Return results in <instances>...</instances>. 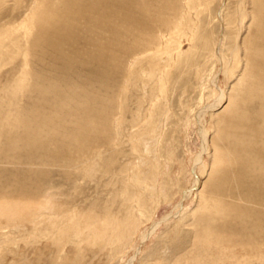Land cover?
Listing matches in <instances>:
<instances>
[{"label": "rangeland", "instance_id": "1", "mask_svg": "<svg viewBox=\"0 0 264 264\" xmlns=\"http://www.w3.org/2000/svg\"><path fill=\"white\" fill-rule=\"evenodd\" d=\"M36 1L3 0L0 3V27L8 36L23 38L24 33L33 28L31 44L28 45L32 70L38 73L44 68L48 69L46 65L39 64L37 59V56L43 55L42 60L53 64L50 66L51 70L65 72L71 83L93 84L94 93L99 91L103 94L106 85L117 87L124 84L121 95L124 118L121 127L118 124L119 134L115 136L114 143L116 147H112L115 150L111 147L106 151L102 150L104 158L99 157L101 162L96 167L99 171L94 176L85 178L83 177L85 174L74 172V168L70 170L71 176H65L63 170L55 166V162L58 161L48 167L38 165L43 164V161L48 164L52 159L47 156L39 159L40 155L35 153L34 160L27 149L20 150L16 156V165L10 163L0 165V202L34 206L48 202L52 194L55 195L56 208L62 213L73 215L74 210L75 218H79L91 212L92 218L95 215H104L105 210L111 208L110 212H112H109L106 218H116L118 222H124L130 217L127 206H136L137 203H134L137 200L146 198L144 205H139L140 207L135 211V229L131 232L134 235L133 245L131 244L130 249L110 259L104 255L93 257L89 252L81 264H130L135 256L137 258L133 260L134 264H161L165 261L168 263V260L177 255L186 258L184 253L187 254L195 248L199 241L218 235L201 225L194 224L195 215L206 200H208V211L218 210L219 205L215 199L220 197V194L217 192L216 196L210 197L212 181L218 174H223L234 166L217 146H212L210 149L206 147L202 125L209 130L208 140L214 139L213 141L216 142L219 130L225 128L234 118V113L228 114L229 110L259 112L261 106L257 97L250 98V92H255L253 87L257 82L256 73H264V5L262 7V2L258 3V0H210L207 5L203 0L199 2L198 0H149L150 2L126 0L127 3L125 0H116L105 4L106 12L98 5L97 8L86 7V10L83 8V14L77 15L74 6L76 1H63L65 4ZM165 3L170 5V12L166 10ZM125 7L128 8V12L132 10L133 14L136 11L135 15L132 14L133 17L138 16L136 25L143 27L147 35L133 28L131 32L125 31L128 16ZM188 7L192 8L188 9ZM110 9L115 11L116 16L113 19L117 23L110 22L122 26L119 27L121 29L119 38L121 41L125 40L122 42H125L127 49L131 51V55L129 54L121 65L120 63L116 65V59L119 58L113 57L112 60L110 51H104L114 35L112 27L105 20L111 17ZM260 13L262 21L257 18ZM33 15L41 18L42 24H47V29L33 26L35 23L29 19ZM95 16L97 18H92ZM77 17L79 19H76ZM175 17L176 21L178 18L177 22ZM96 19H98L97 25ZM186 20L187 30L183 25ZM51 21L53 24L49 26L48 23ZM86 22L87 27H85ZM100 23L105 26L106 39L104 37L98 39ZM61 25L67 30L61 28ZM51 26H53L52 30ZM53 30H56L54 34ZM67 32L74 38L72 43L76 41L73 43L74 46L71 40L66 39L69 35ZM150 34L157 36V42H150L149 46ZM57 35H60L61 39ZM89 40L91 42H88ZM21 44H26L25 38L22 39ZM139 44L140 46H136ZM79 48L81 50H78ZM131 59L133 62L130 61ZM0 70V82L4 85L16 72L22 70V58L8 59L6 56ZM114 71L117 74L119 71V74L115 75ZM261 85H258L256 92L264 98V81ZM223 93L227 105L226 102L220 104ZM28 94L30 93L26 92L25 95ZM147 94L151 95V99ZM30 95L24 97V100L27 98L24 101L26 104L23 103L26 106L34 103L33 94ZM216 105L222 107L220 106L219 110L212 109ZM22 156L23 159L27 157L25 159L27 164L22 165L24 161ZM109 156L115 159L112 166L108 161ZM99 172L105 173L100 175ZM139 190L142 194L140 197L136 196ZM126 191L130 193L128 198L124 195ZM224 195L226 198L223 200L227 203L236 201L239 196L235 190L232 193L224 192ZM156 223L160 225L152 233ZM233 229V226H227L224 236L221 235L225 237L222 239L227 243L225 246L231 247L228 249L231 255L240 258L239 260L245 264H252L254 261L255 264L257 261V264H260L262 260L264 264V259L258 254L259 249L264 250V246H260L262 245L260 242H254L249 235L237 236ZM24 247L25 244L20 241L19 250L22 251ZM9 248L14 250L16 246L11 245ZM52 249L48 242H42L33 251L34 255L28 254L25 260L6 250L7 252H0V264H49Z\"/></svg>", "mask_w": 264, "mask_h": 264}, {"label": "bare ground", "instance_id": "2", "mask_svg": "<svg viewBox=\"0 0 264 264\" xmlns=\"http://www.w3.org/2000/svg\"><path fill=\"white\" fill-rule=\"evenodd\" d=\"M39 1L46 2L47 4L48 3L62 4L64 3L63 1L66 0H37L36 2ZM70 1L72 2V0ZM73 1H76V4L74 5L75 12L77 13V15L78 14L82 15L83 8L85 10L87 8L90 9L93 7L97 8V6L99 5L98 7L99 8L103 7L105 11L106 10L105 4L108 2H115L116 0L113 1L112 0H73ZM209 1L210 0H203L205 4L208 3ZM258 1H259L258 3L262 2L261 6L264 5V0H258ZM1 2H3V0H0V3ZM125 2L127 3L128 1L125 0ZM70 4L73 5V3ZM122 4L120 7H122ZM199 5L197 7H199ZM51 7H53V5ZM165 7L168 12L171 11L169 9L170 5H166ZM191 8L188 7V9ZM90 9H89V13H91ZM127 9L128 8H126V12L128 16L126 17V24H125L126 28H124L125 31L129 32L131 28H133V29H138V31L141 34L147 35L148 33L144 32L143 27H139V25H136V22L139 20V19L137 20L138 16L137 17L135 16L136 18L133 17L136 11L133 14L132 10L128 12ZM110 11H111L110 14L111 17L107 19L103 17V19H105L106 22L109 23L110 27H112L111 29L114 35L113 37H111L110 42L107 45V47H105L106 50L104 51L105 52L110 51L112 57L110 58L109 56V58L112 60L113 57L119 58L120 60L116 59V65L118 63H120L121 65V62L127 60L131 51L127 49L128 47L127 44L125 42H122L125 40L123 39L122 41L120 40L121 39L119 38V36L121 35L120 28L122 26L121 27L118 26L119 24H117V26L115 25L117 23L116 20L113 19L114 16H116L115 11H113V9H110ZM96 13H98V11H96ZM54 16L56 15L54 14ZM98 17L100 18V16ZM92 18H97V16ZM167 18L169 17L167 16ZM257 18H259L262 21L261 13L257 15ZM29 19H31V21L35 23V25L33 26L41 27L42 29H47V24L45 23L42 24L41 18L33 15ZM76 19H79V17H77ZM56 20H58V18ZM97 20L98 19L95 20V23ZM110 21L116 23L113 24ZM170 21L173 20L170 19ZM175 21H176V17H175ZM87 22L85 27H87ZM104 22L105 21L103 20V23ZM50 24H53L52 21L51 23H48L49 26ZM100 24H101L99 26L100 34L98 35V39L101 40L103 37L105 38L104 35L106 33L105 32L106 30L104 24L103 25L102 23ZM183 25H184V29L187 30L186 29V27H188L187 20L184 22ZM52 27L53 26H51V30ZM61 28H65V27L61 25ZM117 28H119L120 30ZM32 29H28L24 33L23 38H25L26 44L23 45L21 44L23 39L22 37L18 38L15 35L8 36V34L4 31V29L0 27V68L2 67V64L6 56H8V59H13L17 57L22 58V70L20 72H16L15 75L12 76L13 78L11 80L8 78L10 81L5 83L4 85H2V83L0 82L2 85L0 87V165L6 163L16 165L17 164V162L15 161L17 160L16 156L20 153V150L27 149L29 151L28 154H30L32 158L35 157L34 155L36 153L38 154V156L40 155L39 159L43 158L44 156H47L48 158L52 159L49 160L50 164L49 163L47 164V162L43 161L44 162L43 164H38V165H46L45 167H48V165H54L53 163L55 161H58L55 162L56 163L55 166L56 165L59 166L60 169L63 170L62 173L65 176H69L71 174L70 170L73 168H74L73 169L74 172L78 171L85 174L83 176L85 178L87 176H94L95 173L99 171L96 170V167L101 162V161L99 162V160H101V158L99 159V157L102 156V158H104L103 157L104 155H102L104 152L102 150L104 149L106 151V149H109L110 147L112 148L115 143V138H116L115 136L119 134L118 128L119 125L121 127V121L124 118L123 117L124 107L122 108L121 105L122 104L121 101H123L121 99V95L124 84L117 85V87L113 85H106V86L104 85L105 87L103 94L102 93L100 94L99 91L97 93H94L93 84L81 85V84L71 83L70 78L67 76L68 74L66 75V73L63 71L51 70L50 66H52L53 64L52 63L50 64V62H46L42 60L44 59V56L39 54H38L39 56H37V59L39 60V64L46 65L48 69L44 68L42 72H38V73L34 72L30 64V58H29L30 49H28L29 48L28 45L31 44L32 33H33ZM56 30L52 31L53 34L54 31L56 32ZM102 31L103 33H101ZM70 34L71 33H69V35L66 36V39L71 40V44L73 45V43H75L76 41L74 40V42L72 43L74 38ZM94 34L96 35L97 33L95 32ZM59 36L60 35H57V37ZM59 39L61 38L59 37ZM148 40L150 46L151 44L150 42H157V36L150 34L148 35ZM15 42H17V44H15ZM88 42L91 41L89 40ZM133 43H135V41ZM136 46H140V44ZM78 50L81 49L79 48ZM130 61H132V59ZM101 66L103 67V65ZM129 70L130 69L128 68V71ZM113 73L115 75H118L119 71L118 74L115 71ZM263 74L264 73L262 72L256 73L255 76L257 78L256 79L257 82L255 87H253V91L255 92H250L251 99L257 97V99H259V101L261 102V106L259 107L258 110L259 112L253 111L250 113H246L240 111L239 109L229 110L228 114L230 115L231 113H234V118H232V121L228 123L225 128L219 130V135L216 142L213 141L214 139L212 141L211 139L210 141L208 140L209 130L204 125H202V134L204 141L206 142V147L208 146L207 148L210 149L212 146H217L219 150L222 152V154L228 157V159L230 160L229 162L232 165L234 164V166L233 167L231 166L229 170L227 171L224 170L225 172L223 174L220 175L218 174V176L212 181L211 184L212 194L210 195V197L212 196L214 197V195L216 196L217 192H219L220 197H216L215 199L217 205H219V208L217 207L218 210L215 211L216 210L215 209L213 212L208 211L209 209L207 204L208 200H206L200 206L199 212L197 211L198 213L195 215L194 224L201 225V227L203 226L211 230L212 233L216 232L218 235L214 238L211 237L210 239L209 237H206L203 241H199L196 244L195 248L191 249V251H189L188 253L184 251L187 253V254L184 253V255H186V258L185 257L183 258L182 255L180 257L179 255H177V257L175 256L172 259L168 260V263H166V261L165 262L161 261L162 262L161 264H245L239 260L240 258L237 259L236 257H234V255H231V253L228 250L231 247L230 248L226 247L225 245L227 243L223 242L224 240H222L223 238L225 239V237H221V235L224 236V233L226 231L225 229L227 228V226L230 225L234 227L233 230L236 231L237 236L245 237L249 235V237L254 242L255 241L260 242L262 244L260 246L262 247L264 246V98H262L261 95H258V93L256 92L258 85L262 86L261 83H263L264 81ZM109 76L113 78L112 75L109 74ZM26 92L33 94V98H34L33 100L34 103L29 104L28 106L24 105L26 104L24 103V101L27 99L26 98L24 100V97L25 96L30 97L31 95L30 94L25 95ZM221 98L222 101L220 102V104L222 103L225 104L226 99L224 93L221 95ZM150 99H151V95H150ZM220 106L216 105V107L212 109L219 110ZM60 136L61 139H59ZM54 148L56 149L54 150ZM112 149H110V151ZM112 156H109L108 158V161L110 162V166L113 165V160L115 161V159H113ZM26 158L27 157H25V159ZM25 159H23L22 156V161L24 160L23 162L21 161L22 165L23 163L27 164L25 162ZM36 160H37V156H36ZM32 163L33 162L31 163L29 162V164ZM106 170H108V168ZM74 189H76V187ZM233 190L238 192L239 194L238 199L234 202L228 201L230 203H227V201L225 202L223 200L224 198H226L224 192L232 193ZM126 192L125 193L123 192L125 198L130 197V193L129 192L126 193ZM140 194H141V190H139L136 196L140 197ZM111 197H112V193H111ZM54 198L55 195L51 194L50 197L48 198L49 199L48 202L50 203L48 202L44 204L38 203L34 206H31L32 204L31 205H20L16 203L9 204L8 201L7 202L5 201L6 203L0 202V252L3 253L4 251L7 250L9 253H12L13 255H19L20 257H22V260H25L28 254L34 255L35 252L33 251L38 245H40L42 242H48L53 248L49 257V264H81L85 260L89 252L92 253L93 257L104 255L109 259L114 258L116 256L123 254L124 252L126 253L127 250L130 249L134 236L131 232H133L135 229V218H136L135 211L138 210V207H140L139 205L142 204L144 205L146 199L143 198L137 200V202L134 203V204L137 203L136 206L135 205L127 206L126 209H128L130 214V217H128L129 220L127 221L124 220V222H118L116 218H111V219L106 218L107 214H110L112 212V211L110 212L111 208L106 209L104 215L102 214L95 215L94 217L91 218L90 215L91 212H90L89 214L88 213H85L84 215L80 214L82 216H80L79 218H75L74 210L72 211V214L74 213L73 215H69L66 212L62 213L61 211H59V209H57L54 204ZM118 201H120V198ZM140 213L141 212H139V214ZM159 225H160L159 223H156L153 226L152 233L156 231ZM20 241L25 244L24 247L25 249H23L22 251L19 250ZM11 245L16 246V249L14 250L12 248L10 249L9 246ZM26 247L28 249H26ZM233 248H235V246ZM29 251H32L33 253H30ZM259 251L260 252L258 254L262 256V259H264L263 257L264 250L259 249ZM135 258H137V256L131 259L130 264H134L132 262H134L133 260H135ZM262 262L260 264H262ZM252 264H255V261Z\"/></svg>", "mask_w": 264, "mask_h": 264}]
</instances>
